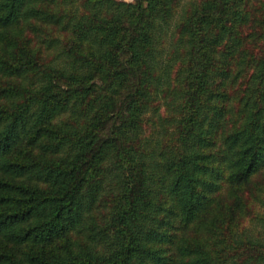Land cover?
<instances>
[{"label": "trees", "instance_id": "trees-1", "mask_svg": "<svg viewBox=\"0 0 264 264\" xmlns=\"http://www.w3.org/2000/svg\"><path fill=\"white\" fill-rule=\"evenodd\" d=\"M0 264H264V0H0Z\"/></svg>", "mask_w": 264, "mask_h": 264}, {"label": "rangeland", "instance_id": "rangeland-1", "mask_svg": "<svg viewBox=\"0 0 264 264\" xmlns=\"http://www.w3.org/2000/svg\"><path fill=\"white\" fill-rule=\"evenodd\" d=\"M120 1L133 2V0H120ZM164 42L166 43V46H167V48H168V44H169L170 41L167 40V38H166Z\"/></svg>", "mask_w": 264, "mask_h": 264}]
</instances>
